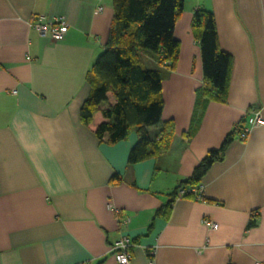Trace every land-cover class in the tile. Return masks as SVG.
I'll list each match as a JSON object with an SVG mask.
<instances>
[{
    "label": "crops",
    "instance_id": "obj_1",
    "mask_svg": "<svg viewBox=\"0 0 264 264\" xmlns=\"http://www.w3.org/2000/svg\"><path fill=\"white\" fill-rule=\"evenodd\" d=\"M198 9L213 13L219 46L232 57L227 102L203 111ZM113 12V0H0V264H117L111 247L123 236L131 264H264V125L244 123L247 137L202 178L203 200L174 195L241 120L264 116V0H184L179 60L162 83V119L173 121L174 139L137 164L128 163L136 133L108 145L80 121ZM33 15L64 18L65 37L40 36ZM114 174L120 183H110ZM169 201L170 215L154 217Z\"/></svg>",
    "mask_w": 264,
    "mask_h": 264
},
{
    "label": "trees",
    "instance_id": "obj_2",
    "mask_svg": "<svg viewBox=\"0 0 264 264\" xmlns=\"http://www.w3.org/2000/svg\"><path fill=\"white\" fill-rule=\"evenodd\" d=\"M113 10L104 51L88 72L91 92L80 108V121L93 126L98 141L108 145L136 133L139 140L129 152L128 163L137 164L168 152L174 139L173 121L162 119V83L179 60L180 43L174 32L184 11V0H113ZM192 29L203 65L196 111H203L209 102H227L232 57L219 46L212 12L194 11ZM245 122L246 119L241 120L218 149L205 154L192 175L176 188V197L179 189L202 185L204 175L214 163L223 160L230 144L238 137H247L242 127ZM194 131L192 127L187 136ZM120 182L117 174L110 179L112 184ZM183 198L194 199V195L187 193ZM172 203L159 208L154 217H168ZM255 224L252 218L247 229ZM150 231L151 227L147 235Z\"/></svg>",
    "mask_w": 264,
    "mask_h": 264
},
{
    "label": "built area",
    "instance_id": "obj_3",
    "mask_svg": "<svg viewBox=\"0 0 264 264\" xmlns=\"http://www.w3.org/2000/svg\"><path fill=\"white\" fill-rule=\"evenodd\" d=\"M102 7L98 6L96 12H101ZM30 26L42 37L50 38L53 41H61L69 28L68 22L64 18H48L45 15H33L30 20ZM16 91H14L15 93ZM246 122L251 127H257L264 125V116L262 110L253 111L251 114L246 116ZM249 129H243L244 134H248ZM187 193L194 195V200L204 199V186L199 185L197 188L191 189H179L177 198H183ZM112 211L118 215L119 210L110 207ZM204 226L210 231L218 229V224L209 218L203 220ZM132 241L127 237L123 236L111 247V252L117 264H131L132 263ZM154 255L153 253L151 254ZM88 264V263H84ZM150 264H154L153 258L150 259Z\"/></svg>",
    "mask_w": 264,
    "mask_h": 264
}]
</instances>
